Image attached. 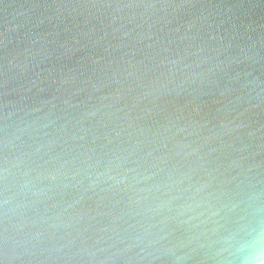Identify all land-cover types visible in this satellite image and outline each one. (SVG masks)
Listing matches in <instances>:
<instances>
[{
	"label": "water",
	"instance_id": "95a60500",
	"mask_svg": "<svg viewBox=\"0 0 264 264\" xmlns=\"http://www.w3.org/2000/svg\"><path fill=\"white\" fill-rule=\"evenodd\" d=\"M257 256L264 0H0V264Z\"/></svg>",
	"mask_w": 264,
	"mask_h": 264
},
{
	"label": "clouds",
	"instance_id": "9594fccd",
	"mask_svg": "<svg viewBox=\"0 0 264 264\" xmlns=\"http://www.w3.org/2000/svg\"><path fill=\"white\" fill-rule=\"evenodd\" d=\"M161 210H162V206H161ZM229 264H233V262H229ZM236 264H264V258H260L259 256H257L256 258H252V259L240 260L236 262Z\"/></svg>",
	"mask_w": 264,
	"mask_h": 264
}]
</instances>
